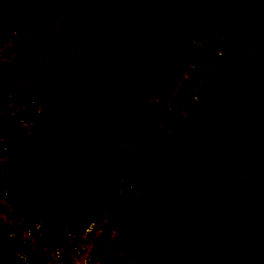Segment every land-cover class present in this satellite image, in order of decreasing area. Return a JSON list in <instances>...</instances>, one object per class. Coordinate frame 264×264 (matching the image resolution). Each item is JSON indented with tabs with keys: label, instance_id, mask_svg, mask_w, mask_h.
<instances>
[{
	"label": "rangeland",
	"instance_id": "1",
	"mask_svg": "<svg viewBox=\"0 0 264 264\" xmlns=\"http://www.w3.org/2000/svg\"><path fill=\"white\" fill-rule=\"evenodd\" d=\"M197 1L124 0L123 2L132 3L128 10H124L121 0H0V22L11 18L30 28V39L25 40V44L23 42L17 58L9 66L14 77L8 80L3 78L0 81V91L10 92L18 99L31 97L51 109H64L65 112L68 111L66 107L70 108L74 112L68 115L62 112L63 116L76 114V117L86 123L85 130L88 132V135L79 138L81 141H67L68 136L57 133L59 125L44 124L56 114L53 111L45 117L35 118L34 127L28 134H20L12 126L0 125V132L6 137L10 147L7 164L11 177L9 191L13 208L18 215L31 221L25 214L28 202L47 200L54 204L51 207L54 216L42 220L43 225L81 226L96 211L97 195H100L101 200L114 178L124 174L121 166L131 164L141 155L147 139L154 132L155 123L159 122L162 127L168 128L177 125L179 121L162 112L160 107L149 109L143 106L140 103L143 94L164 98L160 97L161 94L176 82L179 72L190 60L207 67L204 74L187 73L190 79H195L199 84L201 81L211 82L214 79L213 69L223 58L245 66L258 52H264V0H218L206 19L198 14L195 7ZM92 2L98 5L95 16L91 19L74 17L75 9L87 8ZM167 6H171V9ZM240 12L241 21L230 38L228 23H235ZM36 13L39 15H35ZM228 16L232 18L229 21ZM219 17L220 25H226L221 36L211 30V24ZM169 29L175 31L172 39L167 37ZM135 31H140L142 36L143 32L148 33L151 37H132L131 42H126V47L122 41L115 44V35L127 36V33ZM201 38L203 41L199 44ZM172 40H181L187 52L186 60L179 70L177 64L180 55H175L173 61L166 60L169 65L161 59L165 57L162 44L166 48ZM128 45L130 49L127 48ZM213 48L221 51L218 59L212 55ZM112 50L119 54L128 52L124 66H119V61L108 66L107 59ZM146 70L153 73L152 77L146 75ZM77 89L83 90L88 96L85 109L74 104ZM186 99L187 96L182 92L178 102L182 103ZM245 108L243 95H237L234 103L236 124L246 118ZM111 124H118L122 130L127 127L128 136L115 135L116 142L110 146L125 143L122 141L126 139L134 140L129 142L132 152L123 158L121 152L125 151L121 149L108 147L103 152L100 148L101 132L111 130ZM65 146L70 147V150L64 151ZM153 159L154 156H151L146 160L151 169ZM78 162L83 163L82 166H76ZM104 162L103 169L101 164ZM135 167L130 172V178L137 169ZM92 168H99L100 171L93 173ZM166 168L162 166L155 171H145L142 167L143 175L137 181L140 184L148 182L146 186L150 187L152 181L160 177V173L168 174ZM87 169L91 172L87 173ZM43 174L58 182L56 189L45 192L39 188L38 182ZM90 176L96 179L92 177V183L84 184ZM76 177L77 182L74 181ZM91 197L92 201L89 200ZM160 200L156 199L155 207L154 199L145 200L144 204L150 205H143V209L151 208V212H142L137 219H130L131 228L134 229L132 236L140 231L145 234L138 252L139 259L136 261L131 254L134 264H143L141 260L146 263L153 257H167V264H194L188 263L189 256H193L198 248L185 244V241L193 243L190 236L194 234V230L181 228L168 241L169 234H174L180 227L178 211L185 203H178L180 205H175L171 212L169 210L168 214L163 215L164 212L159 208ZM127 206L124 195L122 200L116 201L112 206V212ZM163 206L168 210V205ZM244 214L245 220L250 223L240 224L237 216L235 221H224L226 216L222 215L218 224L213 227L216 232L210 233L206 242L213 249L222 247L225 242L235 248L236 254L243 250L232 262L224 263L264 264V207H251ZM218 235L223 236L222 240L217 238ZM6 247L7 245L0 250V264L8 262ZM209 249L208 253L205 251L201 256L200 262L203 264H208L207 260L211 261Z\"/></svg>",
	"mask_w": 264,
	"mask_h": 264
},
{
	"label": "trees",
	"instance_id": "2",
	"mask_svg": "<svg viewBox=\"0 0 264 264\" xmlns=\"http://www.w3.org/2000/svg\"><path fill=\"white\" fill-rule=\"evenodd\" d=\"M123 1L121 0L122 6L125 7L124 10H128L132 3ZM181 1L183 2L184 0ZM217 1L198 0L195 2L198 14L206 19L211 14L210 12L215 7ZM96 6L98 5L92 2L87 8L75 9L76 14L74 17L80 16V19H91L96 15L98 9ZM167 8L171 9V6H167ZM35 15H39V13ZM241 16L242 12H240L235 23H228L230 38L235 34L236 27L241 21ZM52 17L53 15H51V19ZM230 19L232 18L228 16L227 20L229 21ZM212 24L211 30H214L218 36H221V33L225 31L226 25H220V17L213 21ZM262 31V40L264 41V30ZM168 32V39H172L175 31L169 29ZM141 34L140 31L129 32L126 34L127 36L117 34L119 36L115 35V44L122 41L123 46L126 47V42H131L132 37L142 36ZM143 35V39L151 37L148 33L144 34L143 32ZM161 47L165 54V57H160L162 61L167 64L169 61H173L175 55H180L177 67L178 70L181 69L186 60L187 53L183 42L181 40H172L166 48L164 44ZM127 48L130 49L129 45ZM113 50L107 59L108 66L115 64L117 61H119L117 62L119 66H124V62L126 61L125 56L128 52L119 54ZM256 55L245 66L231 62L228 58L221 59L213 69L214 79L211 82L201 81L198 84L196 91L197 103L194 104L191 111L184 113L183 120L177 121V125L173 127H163L164 130L162 131L154 129L152 135L147 139L141 155L137 157V169L129 179V183L137 191L129 206L132 220L137 219L142 212L143 214L151 212V208H148V210L143 209V205H150L144 204V201L147 199H154L155 207L157 205L156 199L160 198L161 204L159 208L164 212L163 215L168 214L169 210L171 212L175 205H180L178 203H185L182 204L183 206L178 211L180 214V227L174 234H169L168 241H171L175 233L179 232L181 228L188 227L189 230H194L193 237L190 236L193 243L185 241V244L198 248V251L193 256L192 254L189 256L190 260L188 259V263L203 264L200 261L205 251L208 253L209 248L211 261L207 260L208 264L232 262L233 258H237V254H241L243 250L236 254L234 253L236 252L235 248L227 245L225 242L222 247L213 249L210 247V243L206 242V239L211 235L210 233L216 232L213 227L218 224L219 218L222 215L226 216L224 221H235L237 216L240 224H248L250 222L246 221L244 217L246 210L250 211L251 207L255 209L264 207V204H262L264 200V52H258ZM88 62L89 60L86 62V65ZM9 66L10 63L0 68V81L3 78L8 80L12 76L14 77V75H11L13 72H10ZM145 73L152 77L153 73H150L148 70ZM195 82V79L189 78L182 89L183 94L187 96L188 86ZM173 84L168 89L166 88V91L164 90L165 92L160 97H166ZM4 91H0V98L5 94ZM240 94L243 95L244 102L246 103V118L236 124L234 122V103L237 95ZM74 98L76 107L81 109L86 108L88 96L83 90L77 89L74 93ZM178 98L179 96L175 97L173 103L181 106L182 103L178 102ZM165 113L174 116L175 120H178L176 118V110ZM110 128L112 131L103 130L101 132L102 147L100 148L103 152L108 147L111 148V143L116 142L115 135L128 136L126 132L127 127L122 130V128L118 127V124H111ZM166 131L169 133H166ZM133 141L131 139L122 141L129 145V152H121L122 158L127 153L132 152L129 142ZM63 150H70V147L63 148ZM151 156H154L153 171L166 166L168 174L160 173V177L158 176L159 178L154 182L152 181V185L147 187L148 182L140 184L137 180L143 175L142 167L145 171H152L148 166L150 164L146 163V160L150 159ZM82 164L78 162L76 166H82ZM104 164L105 162L101 164L103 169ZM122 166L121 168L125 171L127 167L125 164ZM92 171L93 173H97L100 170L99 168H92ZM90 172L88 171V173ZM70 178L74 179L72 176ZM58 185V182L54 178H46L44 174L41 175L38 182L39 188L45 192H50L54 188L56 189ZM114 187H117L116 178L106 189L101 200L100 195H97L99 197H96L95 217L99 216L107 203L105 193ZM124 195L127 204L131 194L129 191H124ZM92 199V197L89 198L91 201ZM28 203L29 205L25 206V214L29 217V220L41 221L43 223L42 220L54 216L52 213L53 209H51V205L54 204L51 202L46 200ZM59 204L62 205V203ZM163 205H168V210H165ZM68 227L78 230L80 226L77 227L70 224ZM49 228L54 233L59 226L54 225ZM133 232L134 229L131 228L129 221L121 236V243H123L124 248L137 261L139 259L138 252L141 249V243L145 234L140 231L139 233L135 232L134 236H132ZM222 237V235H218L217 238L222 240ZM3 247L5 245L0 241V250ZM166 259L167 257H153L152 260L146 263L144 260L140 262L143 264H167L165 262Z\"/></svg>",
	"mask_w": 264,
	"mask_h": 264
},
{
	"label": "built area",
	"instance_id": "3",
	"mask_svg": "<svg viewBox=\"0 0 264 264\" xmlns=\"http://www.w3.org/2000/svg\"><path fill=\"white\" fill-rule=\"evenodd\" d=\"M29 32V27L15 19L8 18L0 22V68L17 58L23 42L30 39ZM202 41L201 38L198 43ZM191 43L194 44V41ZM212 55L218 59L221 51L215 48ZM206 71L205 65L190 60L181 69L166 97L159 98L145 93L140 98V103L149 109L160 107L162 112L176 110V118L183 120L184 113L191 111L197 103L198 81L188 86L187 99L181 106L173 103V99L180 96L178 94L188 82L187 73L204 74ZM50 112V108L31 97L18 99L9 92L0 99V125L12 126L20 134H28L34 127V119L45 117ZM154 129L164 130L159 122L155 123ZM110 147L129 150L126 143L112 144ZM9 157L8 141L0 132V241L8 247L6 264H134L132 256L121 246V236L130 221L129 206L137 194L129 183L130 172L137 164L136 158L126 166L124 174L116 178L117 187L106 193L107 205L98 217H95L94 210L78 230L70 229L68 224H64L52 233L41 221H27L13 208L9 191L11 177L7 166ZM124 191L131 194L128 206L112 212V206L116 201L122 200Z\"/></svg>",
	"mask_w": 264,
	"mask_h": 264
},
{
	"label": "crops",
	"instance_id": "4",
	"mask_svg": "<svg viewBox=\"0 0 264 264\" xmlns=\"http://www.w3.org/2000/svg\"><path fill=\"white\" fill-rule=\"evenodd\" d=\"M57 105V104H56ZM61 105V104H60ZM62 106V105H61ZM61 106H57L59 108H62ZM65 106V105H64ZM56 107V106H55ZM51 109V108H50ZM52 110H56V114L54 116H51L50 118H48L44 124H57L59 125V130H57V133H59L60 135H66L68 136V140L67 141H70V140H77L78 141H81L79 140V138L85 136L86 134L88 135V132H86L87 130H85V125L86 123L83 122L82 119L76 117V114H73V116H70V117H64L63 116V113L64 112V109H61V110H57V109H51V112ZM66 110L68 111H65L64 113L65 114H69L70 112H74L72 111L70 108H67L66 107ZM61 113V114H60ZM49 120V122H48ZM48 125V126H49ZM65 136V137H66ZM77 145L79 143H76ZM85 154V153H84ZM85 164V163H84ZM87 173H88V169H87ZM93 178H95L94 176H92ZM92 177L90 176V178H88L84 184H87V183H92ZM83 178V177H82ZM96 179V178H95ZM77 182V177H76V180H74Z\"/></svg>",
	"mask_w": 264,
	"mask_h": 264
},
{
	"label": "clouds",
	"instance_id": "5",
	"mask_svg": "<svg viewBox=\"0 0 264 264\" xmlns=\"http://www.w3.org/2000/svg\"><path fill=\"white\" fill-rule=\"evenodd\" d=\"M192 42V41H191ZM213 49H215V48H213ZM131 216V215H130ZM130 219H131V217H130ZM129 222V221H128ZM126 226H127V224H126ZM121 246L124 248V245H123V243H121ZM125 249V248H124ZM126 250V249H125ZM126 252H127V250H126ZM128 253V252H127ZM129 254V253H128ZM131 255V254H130ZM132 256V255H131ZM132 258H133V256H132Z\"/></svg>",
	"mask_w": 264,
	"mask_h": 264
}]
</instances>
